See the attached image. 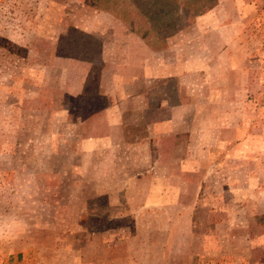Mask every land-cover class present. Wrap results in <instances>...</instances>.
<instances>
[{
    "label": "rangeland",
    "instance_id": "374dc122",
    "mask_svg": "<svg viewBox=\"0 0 264 264\" xmlns=\"http://www.w3.org/2000/svg\"><path fill=\"white\" fill-rule=\"evenodd\" d=\"M85 2L0 0V264H264V0H214L182 35L207 65L195 116L223 124L163 206L139 204L160 196L145 160L92 117L99 79L78 92L104 63L59 57Z\"/></svg>",
    "mask_w": 264,
    "mask_h": 264
},
{
    "label": "crops",
    "instance_id": "0c3cea01",
    "mask_svg": "<svg viewBox=\"0 0 264 264\" xmlns=\"http://www.w3.org/2000/svg\"><path fill=\"white\" fill-rule=\"evenodd\" d=\"M83 6L89 11H83L82 22L68 28L59 57L93 67L94 62L104 63V70L81 75L78 92H87L92 77L96 83L99 79L95 92L107 96V102L92 117L113 127L112 133L116 128L110 140L126 141L129 156L145 160L143 175L149 176L142 184L155 183L160 196L144 197L139 204L163 206L164 191L189 184L220 140L212 127L223 123L195 116L199 100L205 98V82L194 84L189 75L205 69L206 62L197 65L182 55L181 47L182 35L210 16L215 2L86 0ZM171 179L178 184L171 186ZM161 252L165 254V248Z\"/></svg>",
    "mask_w": 264,
    "mask_h": 264
},
{
    "label": "trees",
    "instance_id": "16d2710c",
    "mask_svg": "<svg viewBox=\"0 0 264 264\" xmlns=\"http://www.w3.org/2000/svg\"><path fill=\"white\" fill-rule=\"evenodd\" d=\"M102 2V1H101ZM105 2H107L109 4L110 0H105ZM103 3V2H102Z\"/></svg>",
    "mask_w": 264,
    "mask_h": 264
}]
</instances>
